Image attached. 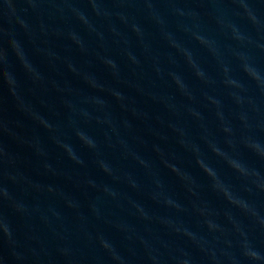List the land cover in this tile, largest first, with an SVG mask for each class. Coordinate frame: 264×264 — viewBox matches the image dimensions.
Instances as JSON below:
<instances>
[{"label": "water", "instance_id": "1", "mask_svg": "<svg viewBox=\"0 0 264 264\" xmlns=\"http://www.w3.org/2000/svg\"><path fill=\"white\" fill-rule=\"evenodd\" d=\"M247 2L264 16V0ZM95 3L96 8L93 0H0V264H115L101 246V238L128 264H151L139 237L159 248L165 259L170 251L185 248L196 264H210L189 237L171 231L166 222L181 233L191 231L226 264L230 251L226 241L235 239L228 214L247 225L250 239L264 249V229L213 191L205 172L208 165L215 169L225 184L264 212V193L245 191V181L208 145L215 140L223 151L257 169L259 182L264 183V160L243 145L234 149L226 143L217 115L231 120L235 105L228 93L243 94L235 85L223 84L225 79L239 80L248 95L264 106V95L236 58L239 52L248 53L264 70V28L258 32L233 0ZM193 9L200 13L198 18L187 15ZM79 12L86 14L87 26L77 18ZM118 13L134 19L143 34L132 32ZM161 17L163 26L157 23ZM185 29L208 36L207 47ZM69 31L82 38L83 51L68 38ZM162 33H169L171 41L189 51L193 62ZM235 35H243L245 41L237 43L232 39ZM13 41L42 79H34L27 71ZM105 59L116 62L118 77ZM69 64L78 71L73 72ZM200 68L207 82L195 76ZM85 73L102 84L103 90L90 87L83 79ZM7 74L14 78V85ZM174 74L187 85L183 92L174 83ZM112 89L124 94L128 110L111 95ZM96 97L105 99L108 107L96 104ZM65 100L74 102L75 117ZM81 109L90 112V122L83 121ZM33 114L52 127H45ZM97 118L103 122L96 123ZM77 127L96 138L97 150L80 140ZM255 134L264 139V129H255ZM58 141L69 145V152L73 150L84 163L72 161ZM196 147L199 152L194 151ZM101 160L112 167V175L102 170ZM185 172L196 181V195L187 188L191 178H180ZM88 180L97 187H91ZM132 183L139 187L133 188ZM65 197L79 207H68ZM169 197L174 203L164 204ZM175 203L182 207L177 209ZM144 212L151 219H141ZM207 220L224 231H210Z\"/></svg>", "mask_w": 264, "mask_h": 264}, {"label": "clouds", "instance_id": "2", "mask_svg": "<svg viewBox=\"0 0 264 264\" xmlns=\"http://www.w3.org/2000/svg\"><path fill=\"white\" fill-rule=\"evenodd\" d=\"M239 9L242 10V14L252 23L255 29L259 32L262 28H264V16L259 15L247 2V0H233ZM93 7L96 8L97 5L95 0H93ZM153 5L149 4V8H152ZM175 14V13H173ZM234 14L239 15L241 12H235ZM97 15H101V13L97 12ZM104 15H110V13H105ZM122 20L125 21L127 25L130 26L131 31L134 32L137 36L143 34L142 28L139 24L135 23L134 19L130 20L129 16H126L124 13L117 14ZM180 15H185V13L181 12ZM188 16L193 18H198L200 13L195 9L190 10L187 13ZM86 14L84 12H79L77 14V18L80 19L86 26L90 23L87 19H85ZM158 25L163 26L165 24V20L161 17L157 20ZM115 31V29H113ZM185 32H190L187 29L184 30ZM238 31V30H237ZM191 33V32H190ZM164 38L171 44L172 47L177 48L178 50L182 51V54L189 60V63H192V56L191 53L185 49H181L180 45L176 42L171 41L169 33H162ZM195 39L199 40L201 44L207 47L209 42V37L204 34H194L191 33ZM69 39L72 40L74 44H76L82 51L85 49L84 42L82 38L78 36L77 33L74 31H69L67 33ZM232 39L236 40L237 43H243L245 41V37L243 35H235ZM13 47L15 48L17 55L21 58L24 63V67L27 69L29 73L32 74L33 78L36 80L42 79L40 73L31 65V63L24 57L23 51L20 48V45L13 41ZM49 55H54L53 53H49ZM130 58L135 63H139V60L136 56L132 53H128ZM236 58L241 62V67L243 71L247 74L251 81L255 83L256 88L259 92L264 95V70L259 69L256 64L253 62L252 57L245 52H239L236 54ZM104 62L112 69L113 75L118 77V72L115 71L117 68V64L112 59H105ZM69 68L73 72H77L78 70L75 68L74 65L69 64ZM223 71L227 73L229 69L227 67L223 68ZM79 74V73H78ZM8 75V80L10 84H15L14 78ZM83 79L88 83V85L92 88H98L103 90V85L100 84L93 76L89 74H82ZM195 76L205 81V70L200 68L195 72ZM174 83L178 86L179 91L183 92L184 89L187 87L186 84L182 83V77L179 74H174L173 77ZM223 84L226 86L235 85L237 88L240 89V92L243 94H239L236 92H229L228 95L231 98L235 108L232 111V119L226 118L222 113H218L220 119V126L219 132L224 135L225 142L229 145H232L233 148L237 145H243L248 151L253 153L257 158L264 160V139H260L255 134V129H264V106L258 103L252 96L248 95V89L242 84L239 80L232 78V79H225L222 81ZM111 95L116 98L117 101L120 102L121 107L125 110L127 109V105L123 102L125 100V96L122 92L112 89ZM153 99H156L153 97ZM94 102L98 105H103L108 107L107 101L103 98L96 97ZM65 106L72 112L73 116L75 117L76 110L75 104L72 100H65ZM219 104V101H216ZM167 107V105H166ZM133 114L138 115L136 110L133 109ZM80 114L84 117L85 122L91 121V114L87 109H81ZM193 115L200 116V113L194 112ZM36 119H39L45 127L51 128L47 121L40 118L38 115L33 114ZM235 121V122H233ZM99 118H97L96 123H102ZM112 123L111 120L108 121ZM75 123V120L73 121ZM127 128H131V124L128 123L127 120L124 121ZM174 130H176L174 128ZM76 135L80 138V140L87 145L88 148L92 150H97V140L95 137L90 136L85 132L83 129L77 127L75 129ZM59 142V141H58ZM60 146L64 148L68 157L74 161L76 164H83L84 162L77 156L74 155V151L72 150L69 152L71 148L69 145L59 142ZM183 143V142H181ZM209 147L215 152L218 156L223 157L228 165L239 175V177L245 181V191L249 194H252L254 191L257 193H264V183L259 182V177L261 173L251 167L247 162L238 158L237 155L229 154L223 151L218 143L215 140L208 141ZM37 151L43 155V150L39 148L37 145ZM159 151V149H157ZM194 151L199 152L200 149L196 147ZM202 160V159H201ZM141 164H144L145 161L140 160ZM100 167L102 170L107 173L108 175L113 174L112 167L105 163L104 161H99ZM46 167L51 170V165H46ZM206 174L211 180V188L215 191L218 195L222 196L227 202L235 209L238 210L239 214L243 217L247 218L251 223L257 225L260 229H264V212H261L254 201L248 197L240 195L233 191V189L225 184L223 180L219 177L216 170L210 167L209 165L205 169ZM181 180H188L191 178L192 183L187 186L188 191L191 192L193 195H196V181L195 179L188 173H183L180 176ZM87 183L96 188L97 185L94 181L88 180ZM160 186H163V183L159 182ZM133 188H138L139 185L136 183H132L131 185ZM49 191H55V189L49 188ZM104 192H108L110 195H115L114 192H109L107 188L103 189ZM154 199V197H153ZM65 201L67 206L70 208H78V202L74 201L71 198L65 197ZM174 201L171 197L164 201L166 205H172ZM93 207V211L97 218H100L99 213ZM137 207H141L142 205H137ZM175 207L180 209L182 206L179 203H175ZM203 209L201 212L203 213ZM141 219L149 220L151 217L148 215L147 212H144ZM228 221L233 225L235 229V239H229L226 241L228 248L230 249L229 252L226 253V264H264V249L257 247L256 244L250 239L249 232L247 230V225L242 223V221L234 214L227 215ZM207 227L210 231L217 232V231H224L221 225L216 223L213 220L206 221ZM165 226L169 228L171 231H174L177 234H183L190 238L191 244L197 248L204 256L208 259L210 264H225V261H222L215 252L211 251L209 247H207L204 243L198 240L191 231L185 229L183 233H181V229L175 227L171 224V222H166ZM119 227V225H117ZM131 239V237H128ZM140 243L144 246V249L147 253L148 260L151 261V264H168L171 261V264H196L195 258L192 254L185 248H178L174 252H169L168 258L165 259L164 253L160 251L159 248L149 245L148 242L143 238H138ZM101 246L108 252L109 256L111 257L112 261L115 264H128V261L119 254V252L115 249V247L108 242L107 240L101 238L100 240ZM165 248L168 246L165 244ZM67 253V250H65ZM178 253V254H177Z\"/></svg>", "mask_w": 264, "mask_h": 264}]
</instances>
